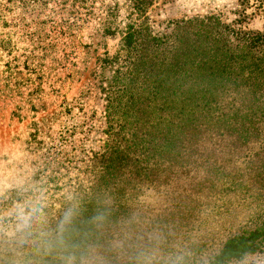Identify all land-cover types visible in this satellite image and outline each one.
<instances>
[{
  "label": "trees",
  "instance_id": "16d2710c",
  "mask_svg": "<svg viewBox=\"0 0 264 264\" xmlns=\"http://www.w3.org/2000/svg\"><path fill=\"white\" fill-rule=\"evenodd\" d=\"M17 1L37 0H8ZM227 12L177 21L161 36L126 33L128 65L102 88L105 140L89 162V183L57 205L25 204L6 191L0 212L17 206L21 219L12 236L0 235V264H242L264 256V0H235ZM256 16L261 32L246 31ZM47 131L34 123L26 145L46 150ZM191 187L231 193L253 220L204 250L203 237L183 230L190 218L168 228L183 196H201ZM135 191L169 202L166 221L144 205L131 210Z\"/></svg>",
  "mask_w": 264,
  "mask_h": 264
},
{
  "label": "rangeland",
  "instance_id": "374dc122",
  "mask_svg": "<svg viewBox=\"0 0 264 264\" xmlns=\"http://www.w3.org/2000/svg\"><path fill=\"white\" fill-rule=\"evenodd\" d=\"M234 8L235 0H144L140 5L135 0H86L73 6L67 0H0V205L11 190L25 204L57 205L76 184L89 183V162L105 140L102 88L118 67L128 65L121 42L129 30L150 28L153 36H161L177 21L210 13L230 18L227 11ZM262 27L257 16L245 25L251 32ZM34 123L48 129L41 152L25 143ZM196 190L201 196H183V211L175 213L174 227L168 228L176 231L190 218L194 225L183 230L203 237L204 250H215L238 225L253 220V212L231 202L229 197L240 200L231 193L187 191ZM164 202L152 192L135 191L131 210L144 205L152 218L162 214L166 221L172 212ZM17 208L0 212V235L12 236L19 228ZM142 220L154 219L140 216L137 222ZM242 264H264V256Z\"/></svg>",
  "mask_w": 264,
  "mask_h": 264
},
{
  "label": "clouds",
  "instance_id": "9594fccd",
  "mask_svg": "<svg viewBox=\"0 0 264 264\" xmlns=\"http://www.w3.org/2000/svg\"><path fill=\"white\" fill-rule=\"evenodd\" d=\"M71 216H72L71 211L66 212L65 213V222H70L71 221ZM22 220H24L25 223H26V218L22 217Z\"/></svg>",
  "mask_w": 264,
  "mask_h": 264
}]
</instances>
